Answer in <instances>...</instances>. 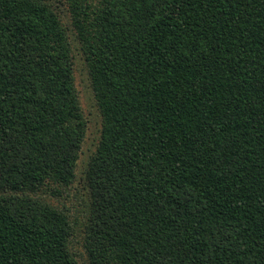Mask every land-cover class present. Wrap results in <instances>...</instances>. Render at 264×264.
Returning a JSON list of instances; mask_svg holds the SVG:
<instances>
[{
  "label": "trees",
  "instance_id": "obj_1",
  "mask_svg": "<svg viewBox=\"0 0 264 264\" xmlns=\"http://www.w3.org/2000/svg\"><path fill=\"white\" fill-rule=\"evenodd\" d=\"M0 0V264H264V0ZM56 200V202L54 201Z\"/></svg>",
  "mask_w": 264,
  "mask_h": 264
},
{
  "label": "rangeland",
  "instance_id": "obj_2",
  "mask_svg": "<svg viewBox=\"0 0 264 264\" xmlns=\"http://www.w3.org/2000/svg\"><path fill=\"white\" fill-rule=\"evenodd\" d=\"M53 4L58 10L63 23L69 29L70 40L73 45L75 57V77L76 84L80 94V100L86 119L88 120V130L82 153L77 166L76 187L85 193V171L91 155L95 152L98 145L101 129L102 117L99 107L96 103L93 89L91 86L89 71L86 61L81 51V45L71 25L68 0H53ZM56 202V200H54Z\"/></svg>",
  "mask_w": 264,
  "mask_h": 264
}]
</instances>
